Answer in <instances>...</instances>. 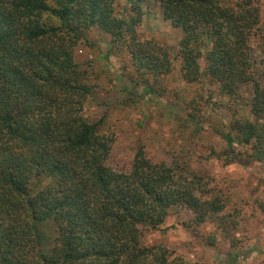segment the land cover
Masks as SVG:
<instances>
[{"label":"trees","instance_id":"16d2710c","mask_svg":"<svg viewBox=\"0 0 264 264\" xmlns=\"http://www.w3.org/2000/svg\"><path fill=\"white\" fill-rule=\"evenodd\" d=\"M128 1L132 14L120 17L117 0H0V264H193L143 244V229H157L175 206L190 210L195 224H232L226 201L202 176L142 150L127 170L107 163L113 140L82 112L91 87L74 55L91 28L127 51L148 96L175 59L186 82L205 76L231 97L248 88L250 117L235 118L220 132L225 147L211 153L225 164H264L258 6L154 0L180 31L173 54L135 34L149 1ZM187 119L199 125L194 112Z\"/></svg>","mask_w":264,"mask_h":264},{"label":"rangeland","instance_id":"374dc122","mask_svg":"<svg viewBox=\"0 0 264 264\" xmlns=\"http://www.w3.org/2000/svg\"><path fill=\"white\" fill-rule=\"evenodd\" d=\"M148 1L141 7L135 34L154 39L175 54L179 29L162 17L154 0ZM220 1L232 4L237 0ZM251 1L264 20V0ZM115 11L120 17L132 14L128 0H117ZM115 44L107 33L91 28L74 49L78 67L91 87L82 112L97 123L98 133L113 140L107 163L127 170L134 153L142 150L153 160L178 166L185 175L202 176L206 186L226 201L223 214L232 222L223 230L212 221L195 224L190 210L175 206L157 229H143L142 243L162 245L172 257L193 264L264 262V164H225L211 153L225 147L220 132H226L235 118L250 117L248 88L231 97L222 95L208 77L186 82L175 59L148 96L127 51ZM199 64L205 66L203 57ZM188 112L196 114L199 125L189 122Z\"/></svg>","mask_w":264,"mask_h":264}]
</instances>
